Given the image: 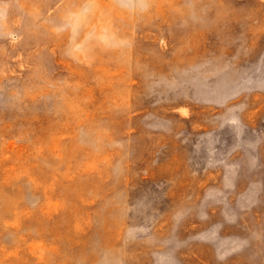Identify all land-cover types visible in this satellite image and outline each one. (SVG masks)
Masks as SVG:
<instances>
[{
  "label": "rangeland",
  "instance_id": "374dc122",
  "mask_svg": "<svg viewBox=\"0 0 264 264\" xmlns=\"http://www.w3.org/2000/svg\"><path fill=\"white\" fill-rule=\"evenodd\" d=\"M0 264H264V0H0Z\"/></svg>",
  "mask_w": 264,
  "mask_h": 264
}]
</instances>
